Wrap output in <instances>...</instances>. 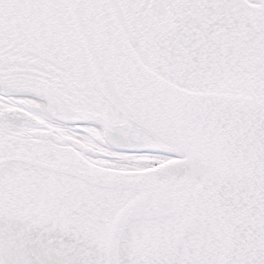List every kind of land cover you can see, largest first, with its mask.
I'll return each mask as SVG.
<instances>
[{
  "label": "snow or ice",
  "instance_id": "6c2138e0",
  "mask_svg": "<svg viewBox=\"0 0 264 264\" xmlns=\"http://www.w3.org/2000/svg\"><path fill=\"white\" fill-rule=\"evenodd\" d=\"M0 264H264V0H0Z\"/></svg>",
  "mask_w": 264,
  "mask_h": 264
}]
</instances>
